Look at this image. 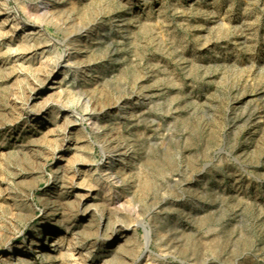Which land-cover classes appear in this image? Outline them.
I'll return each mask as SVG.
<instances>
[{
    "label": "rangeland",
    "instance_id": "obj_1",
    "mask_svg": "<svg viewBox=\"0 0 264 264\" xmlns=\"http://www.w3.org/2000/svg\"><path fill=\"white\" fill-rule=\"evenodd\" d=\"M50 1L0 0V264H264V0Z\"/></svg>",
    "mask_w": 264,
    "mask_h": 264
},
{
    "label": "bare ground",
    "instance_id": "obj_2",
    "mask_svg": "<svg viewBox=\"0 0 264 264\" xmlns=\"http://www.w3.org/2000/svg\"><path fill=\"white\" fill-rule=\"evenodd\" d=\"M46 1V0H45ZM55 2L56 1H54V0H51L50 2H48V3H44L42 6H43V10L45 11V12H47V14H49L50 13V8H53L54 6H55ZM43 11V12H44ZM51 12H52V10H51ZM55 12V11H54ZM53 12V13H54ZM53 13H52V15H53ZM58 13V12H57ZM37 15V14H36ZM40 16V15H39ZM46 16V15H45ZM48 17V16H47ZM54 17V16H53ZM50 18V17H49ZM63 18V17H62ZM43 19V18H42ZM64 19V18H63ZM40 20V19H39ZM49 20V19H48ZM70 21V20H69ZM68 22V21H67ZM65 24V23H64ZM62 25V24H61ZM70 26H71V24H70ZM67 27V26H66ZM66 29V28H65ZM64 29V30H65ZM68 30H69V28H67ZM72 31V30H71ZM74 32V31H73ZM77 35V34H76ZM81 36H82V34H81ZM80 37V36H79ZM73 38V37H72ZM67 41V40H66ZM74 45V44H73ZM75 46V45H74ZM76 47V46H75ZM81 47V46H80ZM71 49H73V48H71ZM70 49V50H71ZM81 50V49H80ZM73 51V50H72ZM76 51V50H75ZM79 52V51H78ZM77 53V52H76ZM73 58H74V56H73ZM73 60V59H72ZM61 61V60H60ZM59 61V62H60ZM78 61V60H77ZM82 64V63H81ZM58 65V64H57ZM60 65V64H59ZM47 105V107H49V106H52L50 103H48V104H46ZM125 149V148H124ZM125 151V150H124ZM124 155V154H123ZM125 156V155H124ZM121 157V156H120ZM127 158V157H126ZM125 158V159H126ZM123 159V158H122ZM121 159V160H122ZM123 162V161H122ZM125 163H127V162H125ZM110 164V163H109ZM123 165H126V164H123ZM127 166V165H126ZM123 168V167H122ZM124 169V168H123ZM126 169V168H125ZM59 177V176H58ZM78 207V206H77ZM51 209V208H50ZM77 209H79V208H77ZM51 211V210H50ZM75 211H77V210H75ZM51 213V212H50ZM53 213V212H52ZM46 228V227H45ZM42 232V231H41ZM53 233V232H52ZM91 233V232H90ZM89 233V234H90ZM91 235V234H90ZM44 236L45 235H39L38 237H37V239L38 240H36V242H34L33 243V246H38V245H40L41 243L42 244H44L45 243V240H44ZM48 239V238H47ZM63 239H64V236L63 235H59V236H56V238H55V240H54V242H56V245H54L53 247H55V248H57V247H59V246H61L62 245V241H63ZM44 240V241H43ZM79 240V239H78ZM77 240V238L76 237H74L73 238V240L72 241H70V246H69V249H68V251H70L71 252V254H73L72 252L74 251V249L79 245V241ZM7 242V241H6ZM147 243H149V237H148V240H147ZM5 246V245H4ZM7 246V245H6ZM9 247V246H8ZM7 247V248H8ZM23 246H20V248H22ZM3 249V248H2ZM71 249H72V251H71ZM16 248H14V247H12L11 248V250H10V254H8L7 255V258H6V263L7 262H11V260L13 259V255H14V253L16 252ZM38 250V249H37ZM26 254L25 255H23L22 257H21V260H20V262H25V261H27V260H29L28 258H29V252H30V249L29 248H26ZM37 252V251H36ZM67 253H65L64 255H63V263H64V260L65 261H69L68 260V257H67V255H66ZM49 256V255H48ZM72 257V256H71ZM57 258V257H56ZM19 261V260H18ZM71 261V260H70ZM2 262V261H1ZM19 262V263H20ZM29 262V261H28ZM21 264V263H20ZM28 264V263H27Z\"/></svg>",
    "mask_w": 264,
    "mask_h": 264
}]
</instances>
